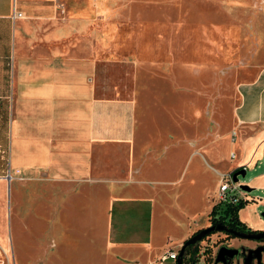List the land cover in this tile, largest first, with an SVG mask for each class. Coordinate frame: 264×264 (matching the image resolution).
I'll use <instances>...</instances> for the list:
<instances>
[{"label":"crops","instance_id":"0c3cea01","mask_svg":"<svg viewBox=\"0 0 264 264\" xmlns=\"http://www.w3.org/2000/svg\"><path fill=\"white\" fill-rule=\"evenodd\" d=\"M72 2L0 0V180L11 177L12 219L26 221V199L34 220L52 227H85L95 213L108 227V249L137 246L143 252L134 264H149L159 255L152 227L146 239H120L109 229L111 208L120 201L155 208L156 193L181 182L186 156L180 139L172 149L170 132L160 124L150 129L155 124L149 108L140 109L135 88L106 92L99 72L106 60L98 54L105 38L90 16L69 8ZM96 8L104 10L98 2ZM234 116L235 134L219 149L225 153L218 161L227 163L215 169L249 171L240 181L251 189L238 218L264 229V66L241 84ZM55 231L69 235L67 228ZM188 233L186 224L179 242ZM118 252L113 260L126 259Z\"/></svg>","mask_w":264,"mask_h":264},{"label":"rangeland","instance_id":"374dc122","mask_svg":"<svg viewBox=\"0 0 264 264\" xmlns=\"http://www.w3.org/2000/svg\"><path fill=\"white\" fill-rule=\"evenodd\" d=\"M69 8L90 16L92 27L105 38L98 54L106 60L99 68L106 92L118 87L126 94L125 89L135 88L140 109L145 104L148 120L155 124L150 129L164 127L172 149L180 139L186 156L181 182L165 186L170 192L156 193L155 208L149 202H141L139 210L133 201L117 202L109 229L120 239L143 240L152 227L154 252L180 247L186 224L188 237L208 226L211 208L219 201L215 168L227 163L218 161L225 153L222 148L219 154L220 145L237 126L241 84L264 66V0H73ZM248 176L249 171L238 174V180ZM9 183L0 180V243L5 250L0 264H134L143 252L137 246L108 249V227L93 212L85 227H52L34 220L26 199L21 208L26 221L12 219ZM66 228L68 236L55 231ZM211 232L197 243L210 254L226 237L223 231ZM116 251L126 259L113 260Z\"/></svg>","mask_w":264,"mask_h":264},{"label":"flooded vegetation","instance_id":"af4514ba","mask_svg":"<svg viewBox=\"0 0 264 264\" xmlns=\"http://www.w3.org/2000/svg\"><path fill=\"white\" fill-rule=\"evenodd\" d=\"M218 223L219 222L217 221L215 222L214 220L211 219L209 225H217ZM221 223L226 224L228 227H230L227 220H224ZM258 230L260 229L250 228V230L245 229L244 232H252V231H258ZM213 231H219V230L215 229ZM220 231H223V230H220ZM209 233H212V232H209ZM225 234H226V237L224 238V241H222V244L229 246V247L238 248L239 253H242L241 255L240 254L235 255L233 258H231L229 260V264H243L244 255L247 256L250 264H264V237L255 239V238L241 237V236H238L230 232H225ZM235 239L236 241H233ZM217 248L211 254L206 252L207 249H202V250L197 249L195 253L191 251L192 249H190L189 251L192 253L193 256H195V259L193 261H195L198 258V264H206V262L210 263V261L212 260H213V264H223L222 261H218L217 263L214 262ZM206 258H207V261H205Z\"/></svg>","mask_w":264,"mask_h":264},{"label":"water","instance_id":"95a60500","mask_svg":"<svg viewBox=\"0 0 264 264\" xmlns=\"http://www.w3.org/2000/svg\"><path fill=\"white\" fill-rule=\"evenodd\" d=\"M238 174L244 175L245 169L241 168V169H238L232 172L233 180L238 181ZM7 179L9 181L11 180L10 175L7 176ZM240 186L244 188L245 190L251 189L249 185L246 183H241ZM261 215L264 217V211L261 212ZM215 229L234 233L241 237H248V238H255V239L264 237V229H260L258 231H252V232H244V231L233 229L232 227H228L226 224H223V223H218L217 225H208L204 228H201L200 230L196 232H193L190 237H188L181 243L180 248H179L178 258H177V264H183V255H184L185 247L187 245L200 240L204 235L208 234L209 232ZM239 254L241 255L242 253H239L238 248L229 247V246L222 244V245H219L217 248L214 262L217 263L218 261H222L223 264H229V260L233 258L235 255H239ZM243 264H250L249 259L247 258L246 255H244L243 257Z\"/></svg>","mask_w":264,"mask_h":264},{"label":"built area","instance_id":"2783aa9c","mask_svg":"<svg viewBox=\"0 0 264 264\" xmlns=\"http://www.w3.org/2000/svg\"><path fill=\"white\" fill-rule=\"evenodd\" d=\"M13 17H23L22 12L14 11ZM232 136L235 134L234 130L231 132ZM235 156L234 151L230 152V157ZM219 174V185L217 188V197L221 202H237L239 199H244L246 196V190L240 186V181L233 180L232 171L220 172L216 170ZM179 248H174L172 246H166L159 255L149 264H177V258L179 253ZM192 253L189 251L183 255V264H198V258L193 261L191 259Z\"/></svg>","mask_w":264,"mask_h":264},{"label":"trees","instance_id":"16d2710c","mask_svg":"<svg viewBox=\"0 0 264 264\" xmlns=\"http://www.w3.org/2000/svg\"><path fill=\"white\" fill-rule=\"evenodd\" d=\"M237 169L232 170L234 172ZM243 199H239L237 202H221L218 201L215 203L210 211L211 219L215 222L221 223L224 220H227L230 227L233 229L244 231L245 229L250 230L243 221L238 218V210L244 205ZM198 241L189 244L185 247L184 253H187L190 249L195 253L198 249L197 247ZM191 259L194 260L195 256L191 255Z\"/></svg>","mask_w":264,"mask_h":264},{"label":"bare ground","instance_id":"6f19581e","mask_svg":"<svg viewBox=\"0 0 264 264\" xmlns=\"http://www.w3.org/2000/svg\"><path fill=\"white\" fill-rule=\"evenodd\" d=\"M3 250H4V246L0 243V252H3ZM4 252H5V250H4Z\"/></svg>","mask_w":264,"mask_h":264}]
</instances>
